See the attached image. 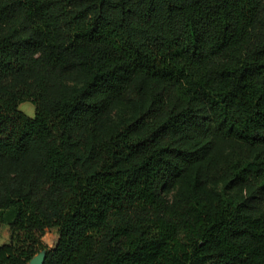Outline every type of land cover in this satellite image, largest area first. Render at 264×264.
I'll use <instances>...</instances> for the list:
<instances>
[{
  "label": "trees",
  "instance_id": "trees-1",
  "mask_svg": "<svg viewBox=\"0 0 264 264\" xmlns=\"http://www.w3.org/2000/svg\"><path fill=\"white\" fill-rule=\"evenodd\" d=\"M33 148L0 264H264V0H0V163Z\"/></svg>",
  "mask_w": 264,
  "mask_h": 264
},
{
  "label": "rangeland",
  "instance_id": "rangeland-1",
  "mask_svg": "<svg viewBox=\"0 0 264 264\" xmlns=\"http://www.w3.org/2000/svg\"><path fill=\"white\" fill-rule=\"evenodd\" d=\"M20 109L32 117L36 114V106L31 101L22 102ZM129 111L130 108L127 105H122L107 116V121H112L119 113L124 114ZM39 160L40 151L38 148H33L22 163L7 161L0 163V195L17 192L23 185H26L31 177L37 176L42 178L43 172L40 168ZM10 234L11 229L9 225L5 224L0 227V245L10 240ZM58 238L59 230L57 227L48 228L43 236V240L49 248L56 245ZM41 252L37 255H40Z\"/></svg>",
  "mask_w": 264,
  "mask_h": 264
},
{
  "label": "water",
  "instance_id": "water-1",
  "mask_svg": "<svg viewBox=\"0 0 264 264\" xmlns=\"http://www.w3.org/2000/svg\"><path fill=\"white\" fill-rule=\"evenodd\" d=\"M46 252H41L40 255H36L30 262V264H44Z\"/></svg>",
  "mask_w": 264,
  "mask_h": 264
}]
</instances>
